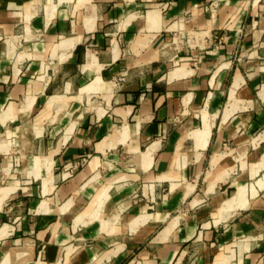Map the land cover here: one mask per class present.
<instances>
[{
    "label": "crops",
    "instance_id": "0c3cea01",
    "mask_svg": "<svg viewBox=\"0 0 264 264\" xmlns=\"http://www.w3.org/2000/svg\"><path fill=\"white\" fill-rule=\"evenodd\" d=\"M0 264H264V0H0Z\"/></svg>",
    "mask_w": 264,
    "mask_h": 264
},
{
    "label": "built area",
    "instance_id": "2783aa9c",
    "mask_svg": "<svg viewBox=\"0 0 264 264\" xmlns=\"http://www.w3.org/2000/svg\"><path fill=\"white\" fill-rule=\"evenodd\" d=\"M126 79V75H121L116 81L120 82V81H124Z\"/></svg>",
    "mask_w": 264,
    "mask_h": 264
}]
</instances>
